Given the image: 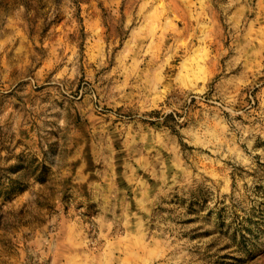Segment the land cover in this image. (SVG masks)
Listing matches in <instances>:
<instances>
[{"label": "rangeland", "instance_id": "obj_1", "mask_svg": "<svg viewBox=\"0 0 264 264\" xmlns=\"http://www.w3.org/2000/svg\"><path fill=\"white\" fill-rule=\"evenodd\" d=\"M0 264H264V0H0Z\"/></svg>", "mask_w": 264, "mask_h": 264}]
</instances>
